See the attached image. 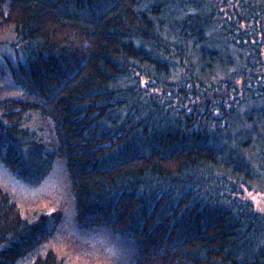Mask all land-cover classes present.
Returning a JSON list of instances; mask_svg holds the SVG:
<instances>
[{
    "label": "trees",
    "instance_id": "trees-1",
    "mask_svg": "<svg viewBox=\"0 0 264 264\" xmlns=\"http://www.w3.org/2000/svg\"><path fill=\"white\" fill-rule=\"evenodd\" d=\"M0 165L67 200L0 183V264H79L67 203L131 264H264V0H0Z\"/></svg>",
    "mask_w": 264,
    "mask_h": 264
},
{
    "label": "rangeland",
    "instance_id": "rangeland-1",
    "mask_svg": "<svg viewBox=\"0 0 264 264\" xmlns=\"http://www.w3.org/2000/svg\"><path fill=\"white\" fill-rule=\"evenodd\" d=\"M60 170L44 181L39 187L30 188L15 180L4 171L0 165V183L4 184L30 209L40 208L44 205L64 204L65 199L64 177ZM246 197L264 212V199L252 191H246ZM49 205V206H50ZM66 213L58 218L54 235V242L62 247L64 252L73 247L78 248L81 255H88L95 264H131L134 248L126 239L110 234L105 229H81L74 222L72 211L67 203ZM52 206V205H51ZM45 207V206H44ZM48 207V206H46ZM45 207V208H46ZM81 255L75 259L79 264H86Z\"/></svg>",
    "mask_w": 264,
    "mask_h": 264
}]
</instances>
